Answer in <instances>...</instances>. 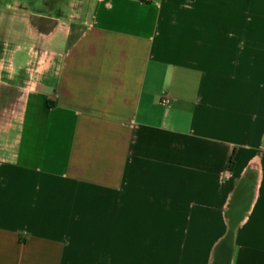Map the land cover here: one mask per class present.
I'll return each instance as SVG.
<instances>
[{
	"label": "crops",
	"instance_id": "1",
	"mask_svg": "<svg viewBox=\"0 0 264 264\" xmlns=\"http://www.w3.org/2000/svg\"><path fill=\"white\" fill-rule=\"evenodd\" d=\"M74 5L0 0V264H264V0Z\"/></svg>",
	"mask_w": 264,
	"mask_h": 264
},
{
	"label": "water",
	"instance_id": "2",
	"mask_svg": "<svg viewBox=\"0 0 264 264\" xmlns=\"http://www.w3.org/2000/svg\"><path fill=\"white\" fill-rule=\"evenodd\" d=\"M228 246H229V238L226 237L222 241V243L220 244V246L217 250L215 264H227Z\"/></svg>",
	"mask_w": 264,
	"mask_h": 264
},
{
	"label": "rangeland",
	"instance_id": "3",
	"mask_svg": "<svg viewBox=\"0 0 264 264\" xmlns=\"http://www.w3.org/2000/svg\"><path fill=\"white\" fill-rule=\"evenodd\" d=\"M69 2L75 4L74 6H72V7H74V11H71V13L74 15V17H76L77 15L82 16L83 12L78 10L79 7L76 6L78 3H81L82 0H69Z\"/></svg>",
	"mask_w": 264,
	"mask_h": 264
},
{
	"label": "built area",
	"instance_id": "4",
	"mask_svg": "<svg viewBox=\"0 0 264 264\" xmlns=\"http://www.w3.org/2000/svg\"><path fill=\"white\" fill-rule=\"evenodd\" d=\"M162 102H163V103H167V102H168V99H167V98H163V99H162Z\"/></svg>",
	"mask_w": 264,
	"mask_h": 264
},
{
	"label": "bare ground",
	"instance_id": "5",
	"mask_svg": "<svg viewBox=\"0 0 264 264\" xmlns=\"http://www.w3.org/2000/svg\"><path fill=\"white\" fill-rule=\"evenodd\" d=\"M230 233H231V231H230Z\"/></svg>",
	"mask_w": 264,
	"mask_h": 264
}]
</instances>
